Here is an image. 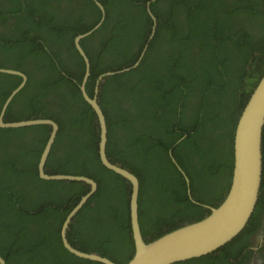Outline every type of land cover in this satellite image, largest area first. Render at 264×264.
Listing matches in <instances>:
<instances>
[{"label": "trees", "instance_id": "1", "mask_svg": "<svg viewBox=\"0 0 264 264\" xmlns=\"http://www.w3.org/2000/svg\"><path fill=\"white\" fill-rule=\"evenodd\" d=\"M99 1L105 17L80 40L90 62L89 95L98 74L133 64L147 44L135 68L104 78L98 100L107 156L137 176L138 221L150 241L202 218L210 210L205 204L217 205L229 191L236 123L264 74V0H152L156 27L150 40L149 0ZM100 16L94 0H0V68L27 77L4 120L57 123L45 171L85 174L97 182L69 224L68 241L126 264L134 253L131 186L100 159L96 114L80 91L85 64L74 45L75 35ZM20 82L0 72V109ZM49 133L48 125L0 127V255L5 264H103L62 244V223L90 185L39 177ZM261 183L255 208L234 238L173 264L250 263V237L264 210V127Z\"/></svg>", "mask_w": 264, "mask_h": 264}, {"label": "water", "instance_id": "2", "mask_svg": "<svg viewBox=\"0 0 264 264\" xmlns=\"http://www.w3.org/2000/svg\"><path fill=\"white\" fill-rule=\"evenodd\" d=\"M98 5L101 16L99 20L89 29L78 33L74 37V45L82 56L85 64L83 76L80 82V91L83 98L93 108L99 130L98 151L100 159L104 166L116 174L123 177L130 183V225L131 234L134 243V253L126 264H173L175 262L185 261L188 259L200 257V255L209 253L214 249L225 245L234 238L247 224L258 200L261 191L262 178V134L264 127V74L259 78L253 88L245 106L241 110L234 130L233 139V169L230 181V188L226 196L217 204L209 205V213L198 220L181 225L161 236L146 241L143 237L138 221V195L139 181L137 176L120 164L112 162L106 152L107 143V124L105 114L99 104L98 92L99 85L105 77L117 73L126 72L135 68L141 61L147 49V44L143 47L137 60L122 69L112 71H103L95 79L94 93L89 95L86 91V81L89 77L90 62L87 54L80 44L81 38L94 31L103 21L105 10L99 0H94ZM147 12L152 19L151 32L148 40L152 38L156 27V17L150 10V2L146 3ZM1 73L13 74L21 77V82L10 92L5 99L0 110V127L15 128L32 125H48L50 133L40 154L37 168L40 178L45 180H67V181H84L90 185L77 200L76 204L66 215L61 229L60 236L64 248L77 257H83L90 260L102 262L103 264H118L111 259L103 256L97 251H85L71 245L67 238V230L77 211L87 201L93 191L97 189V182L94 178L85 174H49L45 171L47 157L51 150L52 144L58 131L57 123L49 118H30L18 121H5L4 115L7 106L12 98L23 88L27 77L17 70L0 68ZM185 136L179 138L176 143L181 141ZM175 143V145H176ZM172 149H169V155L178 170L182 173L188 195L191 196V187H189V178L186 173L173 157ZM193 202H198L192 199ZM0 264H5L4 258L0 255Z\"/></svg>", "mask_w": 264, "mask_h": 264}, {"label": "flooded vegetation", "instance_id": "3", "mask_svg": "<svg viewBox=\"0 0 264 264\" xmlns=\"http://www.w3.org/2000/svg\"><path fill=\"white\" fill-rule=\"evenodd\" d=\"M151 0L147 1L150 2ZM146 2V3H147ZM151 3V2H150ZM151 10V9H150ZM1 110V109H0ZM251 244L248 245V249L251 251L250 255V263L251 264H264V252L262 254H259L257 250L260 247H264V210L262 212V219L261 224L258 227L257 231H255L252 236L250 237ZM263 258L262 260H258L256 263V260L259 258V255ZM248 262V264H250Z\"/></svg>", "mask_w": 264, "mask_h": 264}, {"label": "clouds", "instance_id": "4", "mask_svg": "<svg viewBox=\"0 0 264 264\" xmlns=\"http://www.w3.org/2000/svg\"><path fill=\"white\" fill-rule=\"evenodd\" d=\"M151 1H152V0H151ZM151 1H150V2H151Z\"/></svg>", "mask_w": 264, "mask_h": 264}]
</instances>
